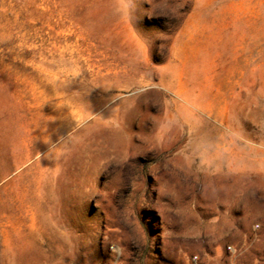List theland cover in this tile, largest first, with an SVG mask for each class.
I'll list each match as a JSON object with an SVG mask.
<instances>
[{
    "label": "rangeland",
    "instance_id": "374dc122",
    "mask_svg": "<svg viewBox=\"0 0 264 264\" xmlns=\"http://www.w3.org/2000/svg\"><path fill=\"white\" fill-rule=\"evenodd\" d=\"M0 264H264V0H0Z\"/></svg>",
    "mask_w": 264,
    "mask_h": 264
},
{
    "label": "snow or ice",
    "instance_id": "6c2138e0",
    "mask_svg": "<svg viewBox=\"0 0 264 264\" xmlns=\"http://www.w3.org/2000/svg\"><path fill=\"white\" fill-rule=\"evenodd\" d=\"M146 43H149L150 44L151 43V40L150 39L149 40H146Z\"/></svg>",
    "mask_w": 264,
    "mask_h": 264
},
{
    "label": "bare ground",
    "instance_id": "6f19581e",
    "mask_svg": "<svg viewBox=\"0 0 264 264\" xmlns=\"http://www.w3.org/2000/svg\"><path fill=\"white\" fill-rule=\"evenodd\" d=\"M193 107H194V106H193ZM195 108H196V107H195ZM195 108H194V109H195ZM191 109H192V108H191ZM55 228H56V226H55Z\"/></svg>",
    "mask_w": 264,
    "mask_h": 264
}]
</instances>
